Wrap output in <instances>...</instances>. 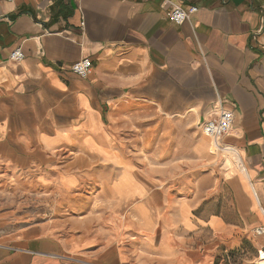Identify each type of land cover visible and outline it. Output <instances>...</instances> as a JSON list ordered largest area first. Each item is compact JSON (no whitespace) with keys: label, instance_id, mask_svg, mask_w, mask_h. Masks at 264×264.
<instances>
[{"label":"crops","instance_id":"obj_1","mask_svg":"<svg viewBox=\"0 0 264 264\" xmlns=\"http://www.w3.org/2000/svg\"><path fill=\"white\" fill-rule=\"evenodd\" d=\"M172 1L198 10L177 24L165 0H0V264H255L264 0ZM84 57L87 78L70 70ZM220 108L242 164L198 135L237 174L193 198L161 144Z\"/></svg>","mask_w":264,"mask_h":264},{"label":"rangeland","instance_id":"obj_2","mask_svg":"<svg viewBox=\"0 0 264 264\" xmlns=\"http://www.w3.org/2000/svg\"><path fill=\"white\" fill-rule=\"evenodd\" d=\"M201 126L202 124L191 128V134H189L190 132H185L184 127H179V129L177 127L178 134H180V142H175L174 147H172V145L168 147V143L161 144V148L170 152L172 150L173 153L171 158L162 159L164 161L160 164H170L186 168L189 173L177 174L176 177L179 178L177 181L183 182L185 178L189 176L192 186L187 192H189L193 198H199L206 190L208 198H210L214 196L217 189L220 188L221 182L229 176L237 174V170L234 167L224 165L221 157L216 159L217 155L213 154V156L207 157L205 155H200L198 151L195 150L194 146L197 136L204 135ZM213 147V152H220L214 144ZM234 155L235 157L237 156L236 154ZM236 164L241 166V160L236 158ZM182 192L184 193L183 190L180 191V189H177V196H182ZM256 263H258L257 257L255 259V264Z\"/></svg>","mask_w":264,"mask_h":264},{"label":"built area","instance_id":"obj_3","mask_svg":"<svg viewBox=\"0 0 264 264\" xmlns=\"http://www.w3.org/2000/svg\"><path fill=\"white\" fill-rule=\"evenodd\" d=\"M13 1V0H7ZM171 5V10L169 11V17L177 24H182L186 20L190 19L191 15L197 12V6H190L188 8H183L181 5L176 4L172 0H165ZM25 58L24 53L20 48L14 50L10 54V59L15 62H21ZM71 72L81 78H87L93 70V62L91 58L84 57L79 61L73 63L70 66ZM235 120V115L232 110L220 108L218 114L214 117H210L203 122L201 128L203 133L213 140L218 151L222 152L226 149L235 148L231 145H228L224 142L226 136L232 130V126ZM256 200L259 204V207L264 215V207L261 204V201L258 195L255 193ZM257 235H264V225H261L255 229ZM257 260L264 261V246H262L257 253ZM258 264V263H256Z\"/></svg>","mask_w":264,"mask_h":264},{"label":"bare ground","instance_id":"obj_4","mask_svg":"<svg viewBox=\"0 0 264 264\" xmlns=\"http://www.w3.org/2000/svg\"><path fill=\"white\" fill-rule=\"evenodd\" d=\"M205 135V134H204ZM206 136V135H205ZM213 142V141H212ZM213 144H214V142H213ZM215 145V144H214ZM212 148H213V150H214V147L212 146ZM222 152H230V153H233V154H236L237 156H236V158L237 159H240L241 160V158L239 157V155L237 154V151L234 149V150H232L231 148L230 149H226V150H223ZM258 261V264H264V261H260V260H257Z\"/></svg>","mask_w":264,"mask_h":264}]
</instances>
